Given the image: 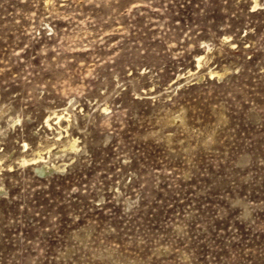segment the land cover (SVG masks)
<instances>
[{
    "label": "rangeland",
    "instance_id": "rangeland-1",
    "mask_svg": "<svg viewBox=\"0 0 264 264\" xmlns=\"http://www.w3.org/2000/svg\"><path fill=\"white\" fill-rule=\"evenodd\" d=\"M0 188V264H264V0H0Z\"/></svg>",
    "mask_w": 264,
    "mask_h": 264
},
{
    "label": "bare ground",
    "instance_id": "bare-ground-1",
    "mask_svg": "<svg viewBox=\"0 0 264 264\" xmlns=\"http://www.w3.org/2000/svg\"><path fill=\"white\" fill-rule=\"evenodd\" d=\"M254 6H256V4ZM199 62H200V58L198 57L196 63L199 64ZM223 74L224 73H222V72H220L219 74L216 73L217 78L220 79L223 76ZM48 122H49L48 120L45 121V123L47 125H48ZM74 144H75L74 141H72L70 143V145H69L70 150L74 148ZM64 149L65 148H63V150ZM59 151H61V149ZM45 158H46L45 156H42L40 153L37 152L36 156L32 159L34 164H36V166H34V168H33V170L36 174L48 175L50 173H54V172L62 169V168L60 169V166H58V165H48L45 161ZM22 163L24 164V163H26V161L22 160ZM2 192H4V190L2 188H0V193H2Z\"/></svg>",
    "mask_w": 264,
    "mask_h": 264
}]
</instances>
